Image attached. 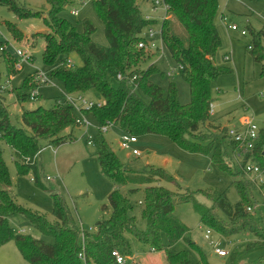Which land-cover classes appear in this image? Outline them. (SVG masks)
<instances>
[{"label": "trees", "instance_id": "obj_1", "mask_svg": "<svg viewBox=\"0 0 264 264\" xmlns=\"http://www.w3.org/2000/svg\"><path fill=\"white\" fill-rule=\"evenodd\" d=\"M165 2L168 10L166 18L159 24L161 38L188 84L190 100L187 103H179L174 82L169 81L164 88L150 79L158 72L154 63L142 67L149 56V49L139 47L138 43L143 39L146 27L156 21L144 18L137 0L92 1L95 12L104 23L107 46L91 39L95 26L89 19H82V30H78L75 24L60 16L66 7L74 5L75 0H46L49 9L42 19L48 30L45 34L35 33L44 38L43 64L51 67L47 72L63 84L65 92L83 93L95 89L100 94L101 106L82 109L84 114L92 112L100 130L114 124L122 132L136 136L165 135L189 152H212V162L234 176L231 185L238 194V200L230 203L225 193L201 190L211 200V205L195 203L200 222L227 237L244 229L258 235L259 225L248 210L253 201V186L240 178L238 167L227 164L221 157L222 151L225 152L222 148L227 138V127L214 124L210 118L212 83L221 74L231 72L229 67L218 65L214 60L221 43L215 23L218 0ZM0 5L8 7L19 18L38 16L18 0H0ZM6 27L13 38L20 34L13 23L7 22ZM249 30L252 35L250 52L255 60L262 61L264 30ZM73 52L78 54L82 63L69 67L68 57ZM2 53L9 55L6 51ZM6 69L8 72L7 66ZM118 73L121 74L120 79L116 78ZM26 80L29 81V75L20 87L13 90L20 102L31 100V90L38 86L34 83V87L29 88ZM20 123H11L6 108L0 103V246L12 240L22 258L30 264H112L113 249L130 254L126 234H131L149 250L164 252L167 264H208L202 251L192 242L189 227L173 213L178 203L193 198L192 193L186 190L178 194L162 185V181L172 182L175 178L161 167L149 166L141 171L126 168L103 138L94 141L101 172L114 183L133 186L130 191L144 185L141 216L145 220V228L140 230L136 227L135 217L130 214L133 209L130 200L114 188L107 197L109 215L96 222L95 230L86 231L82 242L80 229L65 198L42 185L37 165L42 141L57 146L76 140L72 131L62 134L65 129L77 125L75 110L63 103L50 107L39 105L23 109ZM262 131L257 147L264 142V128ZM3 142L11 149L18 173L30 170L35 185L48 191L52 220L20 204L9 190L11 180L2 156ZM242 154L245 160L250 152ZM253 154L262 155L259 148ZM219 211L226 221L219 216ZM16 213L25 215L33 227L50 237L51 241L15 232L9 218ZM179 240L199 249L200 259L192 261L185 250L170 251L169 246ZM82 243L85 262L79 257ZM245 264H262V260Z\"/></svg>", "mask_w": 264, "mask_h": 264}, {"label": "rangeland", "instance_id": "obj_2", "mask_svg": "<svg viewBox=\"0 0 264 264\" xmlns=\"http://www.w3.org/2000/svg\"><path fill=\"white\" fill-rule=\"evenodd\" d=\"M31 12H37L38 16L19 18L5 5H0V45L6 52H0V103L6 108L10 122L21 125V113L23 109H32L39 105L50 107L61 102L65 92L63 84L55 78L50 82L41 83L34 91L39 96L35 99L18 101L14 89L20 87L29 75L26 85L34 87L33 73L37 68L49 71L51 67L44 65L42 51L44 38L35 35L36 32L48 30L42 16L46 15L49 6L46 0H18ZM142 13L148 11V3L137 0ZM77 9L78 14L71 13ZM159 13L163 11L161 8ZM60 16L75 24L78 30H82L81 20L89 19L95 26L91 39L101 45L107 46L104 23L95 12L92 1L79 3L66 7ZM13 23L19 30L17 38H13L6 27V23ZM159 21L154 24V30H158ZM215 23L220 35L221 43L214 60L218 65L227 66L231 72L221 74L212 83L211 93L213 103L210 115L214 124L233 127L240 124L244 117H253L259 124H264V60L257 61L253 58L252 35L250 28L255 31L264 30V0H218V9ZM237 25L239 31L231 30L229 25ZM245 29L247 34L241 35L240 30ZM146 35L145 30L143 31ZM153 39L159 43L157 35ZM264 44V37H263ZM251 45V48H248ZM21 49L31 56V61H21L22 68H18L15 50ZM148 58L142 63L144 68L149 63H154L158 72L151 75L150 79L166 87L169 81L177 87L178 101L181 104L190 100L189 87L181 77L178 67L162 45L158 49H149ZM225 55L229 59H224ZM4 56V57H3ZM69 67L79 66L82 61L77 53L73 52L68 57ZM59 65V63H57ZM8 68V72L6 69ZM30 84V85H29ZM81 95L92 102H100L101 96L95 89H89ZM148 100L146 96H143ZM82 112V110H81ZM76 116L86 124L77 123L72 128L65 129L62 134L72 131L76 140L61 143L57 146L47 145L42 141L43 148L37 156V165L42 185L51 188L52 191L61 194L67 203L68 209L79 229L93 231L98 220L106 218L110 213L108 204L109 192L117 188L130 200L133 209L130 212L135 217V225L138 229L145 228V220L141 216L143 188L140 185L136 191H130L131 185L114 183L102 172L98 164L94 141L103 138L115 151L122 164L133 170H144L153 167H161L167 173L174 176L175 181H162V185L168 189L183 194L188 190L193 198L186 202L178 203L173 210L177 219L185 223L190 229L192 242L202 251L208 264H245L262 260L264 264V202L258 190L253 189V201L250 214L257 221L258 235L248 229L241 230L231 236H224L214 229L203 225L199 215L194 209L195 203L206 206L211 205V200L200 192L201 190H215L225 193L230 203L238 200V194L231 185L233 175L219 169L211 159V154L189 152L182 149L175 141L161 134H144L137 136V141L131 149H137L140 154L133 155L131 150L122 149L119 142L122 130L116 125L107 126L106 130H100L92 112L79 113ZM2 156L7 165L11 186L9 190L15 194L17 201L44 214L49 220L53 219L51 198L46 189H43L31 180L32 174L27 170L19 174L11 155V149L4 142L1 143ZM223 160L237 167L232 159L231 147L228 143L222 148ZM49 177L46 179V177ZM243 178V175H239ZM179 185V186H178ZM106 205V207H103ZM219 216L226 221L220 211ZM9 222L15 232H22L46 241L51 238L42 234L30 223L28 218L16 213L9 218ZM210 230L209 238H206V230ZM130 245V254H125L126 264H167L164 252H153L135 239L131 234H126ZM166 243V238H163ZM218 241L219 248L225 250V256H219L214 251L213 243ZM194 246L179 240L169 246L172 252L185 250L192 261L200 259L201 255ZM123 253V252H122ZM0 264H30L22 258L12 240L0 246Z\"/></svg>", "mask_w": 264, "mask_h": 264}, {"label": "built area", "instance_id": "obj_3", "mask_svg": "<svg viewBox=\"0 0 264 264\" xmlns=\"http://www.w3.org/2000/svg\"><path fill=\"white\" fill-rule=\"evenodd\" d=\"M79 3H85L86 1H93V0H75ZM145 2L148 3V11L143 13V16L145 19L148 20H155L156 22L159 21L158 23L162 20H164L167 16V10H168V4L165 2V0H144ZM161 8L163 11L162 13H159L158 10ZM71 13L74 15L78 14L77 9H72ZM153 25H150L146 27L145 33H142L143 39H141L138 43L139 47L145 48V49H159L163 45V41L161 38V32L160 28L158 30H154ZM229 28L231 30H236L239 31V28L237 25L231 24L229 25ZM241 35L247 34L245 29L240 30ZM154 35H157L158 41L160 42L157 43L153 39ZM248 48H251V45H248ZM3 51H6L5 47L0 45V52L2 53ZM15 57H17L18 61L16 62V65L18 68H22L21 61H31V56L27 55V52L21 49H16L15 50ZM224 59H229L228 55H225ZM69 62V61H67ZM117 79L121 78V74L118 73L116 76ZM51 77L47 71H44L40 68H37L35 72L33 73L32 76V82H35V84L40 85L41 83H46L50 82ZM264 93V90H263ZM39 94L33 90H31L30 93V98L35 99ZM65 105H70L73 107V109L78 111L79 113L82 114L81 110L82 109H89L93 106H101L103 104V100L100 102H92V101H87L81 93H67L64 92L63 96L61 98V102ZM212 113V109L210 110V114ZM76 122L80 124H86L85 121L80 120L78 116H76ZM107 126L101 127L102 130H106ZM264 125H259L253 117H244L241 119V122L237 126L233 127H227V138L226 142L228 143L229 146L231 147V155L232 159L235 160V163L239 170L241 171V174L243 175V179L247 180L250 182L253 186V189H257L258 193L262 196L263 202H264V142H262L259 147H257V142L259 141L261 137V133L263 132ZM137 141V136L129 133V132H123L119 146L122 149H128L131 150V153L133 155H139L140 152L132 148L131 146L133 143ZM233 142V145H232ZM261 150L262 155L257 156L254 153L256 149ZM243 152H250V155L243 160ZM260 153V152H259ZM49 177L47 176L46 179ZM254 195V194H253ZM254 197V196H253ZM254 200V199H253ZM248 210H251L250 207H248ZM86 231L89 230H84L80 229V237L83 242L84 240V234ZM210 230H206V238H209ZM214 251L216 254L219 256H225L226 251L219 248L218 246V241L213 243ZM111 256H112V264H126V258L125 255L118 249H113L111 251ZM79 257L85 262V253H84V244L82 243V248L81 252L79 254Z\"/></svg>", "mask_w": 264, "mask_h": 264}, {"label": "water", "instance_id": "obj_4", "mask_svg": "<svg viewBox=\"0 0 264 264\" xmlns=\"http://www.w3.org/2000/svg\"><path fill=\"white\" fill-rule=\"evenodd\" d=\"M39 33H41V34H45L46 33V31L44 30V31H39Z\"/></svg>", "mask_w": 264, "mask_h": 264}, {"label": "crops", "instance_id": "obj_5", "mask_svg": "<svg viewBox=\"0 0 264 264\" xmlns=\"http://www.w3.org/2000/svg\"><path fill=\"white\" fill-rule=\"evenodd\" d=\"M142 1H144V0H142ZM262 125H264V124H262Z\"/></svg>", "mask_w": 264, "mask_h": 264}]
</instances>
